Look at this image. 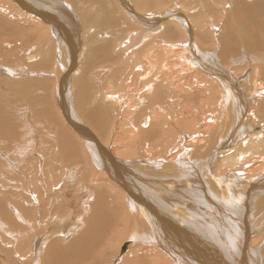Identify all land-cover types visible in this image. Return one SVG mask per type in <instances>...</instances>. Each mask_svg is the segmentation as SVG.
I'll list each match as a JSON object with an SVG mask.
<instances>
[{
    "label": "bare ground",
    "instance_id": "bare-ground-1",
    "mask_svg": "<svg viewBox=\"0 0 264 264\" xmlns=\"http://www.w3.org/2000/svg\"><path fill=\"white\" fill-rule=\"evenodd\" d=\"M163 1L0 0V52L7 49L18 55L20 51L13 59V67L1 62L0 71L6 65L9 75L48 76L44 80L32 78L11 91L19 92L13 97L29 105L30 111L45 101V109L36 108L33 116L50 115L51 125V106L57 110L63 123L57 129L66 138V145L56 144L60 153L52 157L47 153L52 148L56 150L55 145L46 153L42 150L38 157L33 135L24 149L18 148L19 152L14 147L8 149L12 142L6 132L16 139L28 129H38L39 136L44 131L29 126L31 122L26 125L25 120L23 131L20 116L15 123L13 109H9L16 107L9 104L11 96L3 97L4 102L1 96L0 181L3 175L11 177V185L17 189L8 192L0 186V264H47L42 253L48 238L54 245L46 254L51 264L71 260L66 241L77 228L72 226L77 218L58 212V208L69 202L72 190L68 186L67 190L51 189L48 179L58 177L60 168L76 165L78 153L86 156L89 172L85 166L74 170L84 169L88 181L85 184H91L86 191L95 188L97 199L91 209L85 207L94 215L92 222L86 221L93 232L87 237L83 234L80 248L72 251L75 264H257L255 248L248 247L253 233L246 222L250 211L247 214V196L237 193L236 178L232 174L227 180L222 178L228 185L224 191L226 186L222 190L219 186L220 175L212 176L209 189L204 190L194 179L192 164H201L203 176L205 169L211 171L218 160L220 167H234L238 174H246L247 170L264 173V122L257 120L260 114L264 116V81L260 79L264 72L258 67L260 56L249 53L264 43V0H227L230 8L224 7L226 3L221 8L220 19L227 29L224 38L217 34L225 46L221 58L227 57L228 65L230 58L238 66L245 65L242 72L234 65L220 66L210 49L209 52V46H215L218 40L206 29L207 19L198 13L199 5L191 8L179 0L166 12ZM174 5L187 8V15L175 10ZM79 8L81 16L77 14ZM220 19L219 28L224 23ZM117 35L123 37H112ZM100 43L95 51L100 54L101 64L92 76L97 83L76 78L81 71L89 73L79 66L80 58H84L79 51L86 52ZM89 59L85 57L84 62ZM109 60L112 66L117 63L119 67L108 68ZM239 72L242 74L237 76ZM248 72L250 81L244 91L237 80L243 82L245 78L240 77ZM102 74L105 78L99 77ZM91 88L95 94H91ZM246 92L252 96L250 102ZM91 98L98 106L87 109L85 105ZM22 115L30 119L27 111ZM61 115L79 134L64 127ZM79 117L90 121L107 145L77 122ZM210 117L213 121L208 122ZM46 119L40 121L47 125L50 119ZM251 120L254 124L249 123ZM41 127L44 129V125ZM201 135L210 138L199 140ZM214 137L217 141H213ZM5 139L7 144L3 146ZM199 180L204 184L203 179ZM87 194L90 197L93 193ZM255 201L257 208L264 207V191L255 195ZM117 223L125 226V234L111 245L118 237L114 229ZM126 237L133 243L138 241L140 247H129L126 241L117 257L121 260L113 262L112 254L118 252ZM54 242L58 243L57 250ZM59 244L66 252L58 250ZM5 256L9 263L2 262Z\"/></svg>",
    "mask_w": 264,
    "mask_h": 264
},
{
    "label": "rangeland",
    "instance_id": "rangeland-1",
    "mask_svg": "<svg viewBox=\"0 0 264 264\" xmlns=\"http://www.w3.org/2000/svg\"><path fill=\"white\" fill-rule=\"evenodd\" d=\"M165 1H166V3H165ZM179 0H170V1H167V0H164L163 1V3H162V9H165L166 10V12L167 11H169L168 9L170 8V6L171 5H173L175 2H178ZM181 1V0H180ZM183 1V0H182ZM230 1V0H229ZM191 2V3H190ZM165 3V4H164ZM185 3L189 6V7H193L194 5H199V8H200V11L198 12V13H200L201 12V14H205V16H206V21H205V24H206V29L208 28V30H209V33L211 34L210 36H214L215 37V39L217 38V43H216V45L214 46H209V48H208V50L210 49L211 51H212V54L214 55V56H216V58H217V60H218V62H219V65L220 66H223V67H227L228 68V66H230V67H232L233 65L234 66H236L238 69H242L243 70V67L245 66L244 65V63H242L244 66L242 67V66H238V65H240V64H234V60H232L233 58H230V59H228V63H229V65L225 62V60H227V57H224V58H221V56L223 57V54H224V52H223V49L225 48V46H223L224 45V43L222 42V38H224L225 37V35H226V32H227V29H226V24H225V22H224V20L223 19H220L221 17H222V14L220 13L221 12V8H223L222 7V5H224L225 3H226V5L224 6L226 9H228V8H230V6H228L229 5V3L227 2V0H221L220 2H219V0H184V6H185ZM227 3H228V5H227ZM168 4V5H167ZM209 4V5H208ZM193 5V6H192ZM201 5V6H200ZM211 5V9L209 8V6ZM173 7H176V9L175 10H177V11H179V12H181V13H184L185 15H187V13H186V9L184 8V9H182V8H180V7H178V6H173ZM215 7V8H214ZM216 10V11H215ZM220 10V11H219ZM184 11V12H183ZM215 13H217V14H215ZM77 14H78V16H81L80 14H81V11H80V8L78 9V11H77ZM167 14V13H166ZM192 14H194V13H192ZM219 14H221V15H219ZM165 15V14H164ZM168 15V14H167ZM195 16H198V14H195ZM218 19H217V18ZM12 19H14V20H18V19H16V18H13V17H11ZM209 18V19H208ZM216 18V19H215ZM220 19V22H221V20L224 22H221V23H223V25L221 26V28H219L217 25L219 24V20ZM213 21L211 24H208V21ZM16 23V22H15ZM225 25V26H224ZM211 26V27H210ZM216 26V27H215ZM211 28H213V29H211ZM216 28H218L219 30H214V29H216ZM16 29V28H15ZM220 31V32H219ZM196 32L197 33H199V31L196 29ZM216 32V33H215ZM219 32V33H218ZM10 33V32H9ZM214 33V34H213ZM223 33L225 34L224 36H223ZM13 33H12V31H11V33H10V35H12ZM217 34L220 36V37H222L220 40H219V38L220 37H218L217 36ZM82 36V35H81ZM114 39H121L122 37H123V35H117V36H112ZM220 41V43H221V45H220V43H218ZM212 45V44H211ZM101 46V43L100 44H97V45H93L92 46V48H90L89 50L88 49H85V51L86 52H83V51H79L80 53H82L81 55H83V57L84 58H80V61H79V66H81L84 70H87V73L88 74H84V73H82L83 71H81L79 74H76V78H82V79H84V80H87V78L89 79V80H91L92 82H94V84H96L97 82H95V77L92 79V76L94 75V74H97L98 73V68H99V65L101 64V61L99 60L100 59V54L98 53V52H96L95 51V49L96 48H98V47H100ZM220 46V47H219ZM94 47V48H93ZM218 47V48H217ZM223 47V48H222ZM242 46H240V48H241ZM219 48L222 50H219ZM9 49H12V48H9ZM210 50H209V52H210ZM7 51H8V53H7ZM18 52L17 53H19L18 55H15L14 53H15V51L13 52V50H7V49H5V50H3L2 51V54H1V52H0V63L1 62H4V64H6L9 68L10 67H13V59L15 58V56L16 57H18L19 55H20V51H19V49L17 50ZM214 51V52H213ZM223 52V53H221V52ZM95 52V53H94ZM16 53V54H17ZM87 53V54H86ZM219 55H218V54ZM221 53V54H220ZM249 53H255V54H257V55H259L260 56V58L262 59H260V61L261 62H259V64H258V67H259V70H260V72L262 73V72H264V63L262 62L263 61V59H264V43L262 44V46H260V48H257V49H254V50H252V51H249ZM9 55V56H6V55ZM12 54H14V55H12ZM89 54H90V57H91V59H89L90 57H89ZM107 54V53H106ZM86 55V56H85ZM93 55V56H92ZM225 55V54H224ZM4 56V57H3ZM78 56V55H77ZM96 56V57H95ZM79 57V56H78ZM85 57H88V62L87 63H85L84 62V60H85ZM220 57V58H219ZM7 58V59H6ZM113 58H114V56H113ZM4 59V60H3ZM93 59V60H92ZM220 59H223L222 60V62H221V60ZM11 60H12V62H11ZM79 60V59H78ZM114 60H115V58H114ZM90 61V62H89ZM95 61V63H93ZM99 61V62H98ZM230 61V62H229ZM98 62V63H97ZM220 62L222 63V64H220ZM21 63V62H20ZM225 63H226V65H225ZM116 64V65H115ZM115 64H113V66H112V63H111V61L109 60V62H108V68H112V69H114V67H116L115 69H117L118 67H119V65L117 64V63H115ZM6 65H3V68H2V72L0 73V98H1V96H2V98H1V100L4 102V98L5 99H8L9 98V96H11L8 100H9V104L11 103V104H13V105H15L16 107H9V109H13L11 112L13 113V118L15 117V119H14V121H15V123H17L18 121H19V119L20 120H22L21 122H22V124H20V126H22V129H23V131H24V128L26 127V125L27 124H29L30 122H31V125H29V126H35V127H37V128H39V129H42L43 131H44V133H42V136L40 135L39 136V134L37 133V130L38 129H36V130H26L23 134H20L16 139L12 136V135H10V134H8L7 132H6V138H7V136H8V138H10L11 139V142H12V145H10V148H8V149H12L13 147H14V149L16 150V152H19V150L20 149H18V148H22V149H24V146L26 145V144H28V142H29V138L32 136V138H33V140L34 141H36L37 142V144H38V148H37V155H38V157L40 156V153L42 152V150H44V152L46 153L47 152V149H49V147H51L52 148V146L53 145H55L54 147L56 148V144H63V145H66V141L64 142V139L66 140V138H62L63 136H61V134H59L60 132H62V131H60L59 129V127L58 126H60V125H63V123L60 121L61 119H59L58 118V116L59 115H57V113H58V111L56 110H53L52 109V106H51V109H50V111H51V115H52V125H51V116L49 115V116H42V115H40V114H38L37 115V118L35 117V116H33V114L34 113H37V110H36V108L38 109V110H42V109H45L44 108V105H45V101H43V104H42V101H41V103L39 102V104H41V105H37L36 106V108H32V112L30 111V109H29V107H28V109L29 110H27V106H29V105H27L26 103H20L19 101H18V99L16 98V100H15V98L13 97V96H16L17 95V93H19V92H12L11 91V89H14V87H16V88H18V86H20V85H26L27 83H29L30 82V80L32 79V80H37V79H41V80H44L45 78H48V76H46L45 78L43 77V79H42V77H41V75H38V74H36L37 76L35 77V75H32L31 74V76L30 75H26V74H24V75H16V74H7V71L5 70L6 69ZM87 65V66H86ZM91 65H92V67H91ZM97 65V66H96ZM115 65V66H114ZM78 66V65H77ZM85 66V67H84ZM96 66V67H95ZM80 67V68H81ZM95 68V69H94ZM90 69H91V71H90ZM250 69V68H249ZM242 70L240 71V72H242ZM106 73H107V70H104ZM232 71H233V68H232ZM235 71V70H234ZM6 72V73H5ZM96 72V73H95ZM237 73V76L238 75H241L242 73ZM34 73V72H33ZM38 73V72H37ZM39 73L40 74H42V72H40L39 71ZM250 76V73L248 72L246 75H242V77H240V80H242V79H244L243 80V82L242 81H239V80H237L238 82H241V85H239V88L240 89H244V91L247 89V86H248V81H250V79L249 80H247V78H249V76ZM14 76V77H13ZM25 76V77H24ZM90 76V77H89ZM16 77V78H15ZM28 77V78H27ZM99 77H103V78H105L104 76H103V74L102 75H99ZM262 77V78H261ZM261 77H260V79H262V81H264V77L261 75ZM72 81H74L73 79H71V83H70V93H71V96L73 95V88H74V85H73V82ZM22 82H25L24 84H21ZM16 84H17V86H16ZM84 87H85V85H83ZM243 87V88H242ZM246 87V88H245ZM84 89V88H83ZM86 89V88H85ZM248 89H250V88H248ZM41 91H42V89H41ZM93 91V89L91 88V94L93 93L92 92ZM86 92V91H85ZM2 93V94H1ZM12 94V95H11ZM93 94H95V93H93ZM6 95V96H5ZM20 95H21V93H20ZM8 96V97H7ZM246 98L249 100V102H250V99H251V95H249V93H247L246 92ZM4 97V98H3ZM249 97H250V99H249ZM71 99H73V96L71 97ZM260 99H262V98H260ZM150 100V99H149ZM14 101H16V102H14ZM99 102V101H98ZM52 104V103H51ZM64 104V103H63ZM95 101L91 98V100L89 101L88 100V102L86 103V105H85V108H94V106H98V104L96 103L95 105ZM145 104H147V103H145ZM27 105V106H26ZM72 105H73V103H72ZM39 107V108H38ZM50 107V106H49ZM48 108V107H47ZM27 111V113L28 114H30L29 115V117H30V119H27L25 116H23L22 114H23V112L25 113ZM74 111H75V113H76V110L74 109ZM30 112V113H29ZM34 112V113H33ZM55 112H56V115H53V114H55ZM72 113V112H71ZM76 115H78V113L76 114ZM18 116H20L19 117V119H17L16 120V118L18 117ZM79 116V115H78ZM60 117H62V119L64 120V127H67V128H70V129H72V131L74 132V133H76V134H79L78 133V131H76V128H74L73 129V124L72 123H69V121L66 119L65 120V116L64 115H61ZM42 118H47L46 120H49L50 119V121H48V123H47V125H46V122H43V121H40ZM82 118V119H81ZM85 118V117H84ZM84 118L83 117H79L78 118V120H77V122H82L81 124L82 125H84V127H86L87 129H89L90 131H91V133L90 134H93L92 136L94 137V138H96V139H98V141H100V142H102L103 144L105 143V141H103L100 137H99V135H97L96 133V129L93 127V125L91 124V122L90 121H88L87 119H85L84 120ZM36 119V120H35ZM71 119V118H70ZM73 120H76V119H74V117L72 118ZM197 120H198V118H196ZM25 120V124L23 123V121ZM56 120V121H55ZM258 122H264V116L262 115V114H260L259 116H258ZM29 121V122H28ZM59 123H58V122ZM66 121H68V122H66ZM211 121H213V117H210L209 119H208V122H211ZM67 124H66V123ZM247 122H249V121H247ZM34 123H35V125H34ZM62 123V124H61ZM249 123H252V124H254L253 122H252V120H251V122H249ZM248 123V124H249ZM72 124V125H71ZM75 124H77V123H75ZM89 124H91V125H89ZM44 125V129H43V127H41V126H43ZM66 125V126H65ZM243 125H246V123L245 124H243ZM25 126V127H24ZM53 126V127H52ZM71 126V127H70ZM75 127V126H74ZM30 128V127H29ZM57 128H59V129H57ZM94 128V129H93ZM235 128H237V126L235 127ZM46 129V130H45ZM51 129V130H50ZM69 129V130H70ZM50 130V131H49ZM53 130V131H52ZM59 130V131H58ZM95 130V131H94ZM36 131V132H35ZM56 131H58V132H56ZM29 132V133H28ZM26 133V134H25ZM36 133V134H35ZM57 133H58V135H57ZM35 135V136H34ZM38 135V136H37ZM51 135H53V136H51ZM236 135V134H235ZM235 135H234V137H235ZM81 137L80 138H83V136L82 135H80ZM44 137V138H43ZM59 137V138H58ZM201 138L199 139V140H201L202 138H206V140L207 139H209L210 137H206L205 135H201L200 136ZM52 138V139H51ZM109 138V137H108ZM107 138V140L109 141V139ZM23 139V140H22ZM26 139V141H24ZM84 139V138H83ZM39 141V142H38ZM63 141V142H62ZM128 141H129V139H128ZM213 141H217V139H216V137H214L213 138ZM80 142V141H79ZM78 142V143H79ZM83 142V141H82ZM118 142V141H117ZM157 143H160V142H157ZM156 143V144H157ZM7 144V141H6V139L4 140V142H3V146H5ZM106 145H107V143H105ZM104 144V145H105ZM20 145V146H19ZM22 145V146H21ZM71 145V144H70ZM69 145V146H70ZM40 147V148H39ZM210 147V146H209ZM208 148V147H207ZM54 151V153L53 152H51V151ZM55 152H57L58 154L60 153V148H56V150H54V148H52L51 150H48V153H47V155H48V157H52V156H54L55 155ZM58 154H56V156H59ZM37 155H36V158H37ZM78 155V160H77V162H76V165L74 164L71 168L69 167V168H60L59 169V174H58V177H52V178H50V179H48V181H49V183L51 182V183H53V184H51L50 183V186H49V188H51V189H55V187L57 188L56 190H60V189H58V188H63V190L64 189H66L67 190V188H66V186H68L69 187V190H72V192H70L71 193V195H68L69 197H67V201H69V202H63L61 205L59 204V207L60 208H58V212H60V213H68V214H70V215H73V217L74 218H77L76 219V222H73V224H72V226H74V225H76L77 226V228H76V230H73V234H72V232H71V236H70V238L68 239V241H66L67 243V246H69V248H68V256L71 258V260H69V258H66L64 261H62V264H69L71 261V264H75V256H73L74 254H73V252L75 251V250H78L79 248H80V245L82 244V240H84V236L85 237H87L88 236V234H90V232H93V228L92 227H90V226H87V223H86V221H93V216L94 215H91L90 213H88V210L85 208V207H87L88 209H91L92 208V204L94 203V201L97 199H94L95 198V196H94V194H96L95 192H96V189L95 188H92V190H90V191H86L87 189L86 188H88L89 186H87L88 184H85L86 182L88 183V181L86 180V175L84 174V169H81V170H79V171H75V170H77V169H80V167L81 166H85V170L86 171H88L89 172V167H88V165H87V158H86V156L85 155H83L82 153H78L77 154ZM83 158V159H82ZM215 158V157H214ZM90 159V158H89ZM80 160V161H79ZM83 160V161H82ZM91 161V160H90ZM79 162H80V164H79ZM219 162H220V160H218L217 161V163H214L213 164V169L211 170V171H209V170H207V169H205V175L203 176V174H202V168L200 167L201 166V164L199 163V165H197V167H196V165L195 164H192V167H194V169H195V173H196V175H195V177H194V179H195V181H196V183L198 182V184H200L201 186H202V188L204 189V190H208L209 188V179L210 178H212V176L214 177V176H219L220 175V177L219 178H221V184H219V186L221 187V190L223 189L224 191L225 190H227L228 189V185H226V184H224L223 183V181H222V178L224 177L226 180L228 179V177L231 175L232 177H234V178H236V181H237V183H235V187H236V191H237V193H239V194H242L243 193V195H245L246 194V198L244 199V201H246L247 203H248V205H247V214H248V211H249V214H248V216H247V218H246V222L248 223L247 225H248V228H250V230L252 231V233L253 234H250V237H249V239H248V247L249 248H255V251H256V258H255V261L257 262V264H264V222H263V217H264V207H262V206H260V208H263V209H260L259 207L257 208L256 206L258 205V204H256L255 202V195H257V194H259L260 192H262V191H264V181H263V179H264V173H260V174H258V173H255L254 171V173L253 172H250L249 170H247V173L246 174H242V173H239L238 174V170H236V169H234V167H232V168H230V169H228V168H226V167H220V165H219ZM218 164V165H217ZM80 166V167H79ZM217 166V167H216ZM70 169H73V170H71V171H69ZM75 169V170H74ZM214 169H216L217 170V173H218V175L215 173V170ZM263 169V168H262ZM83 170V171H82ZM236 170V171H235ZM250 170H252V169H250ZM74 173H73V172ZM200 171V172H199ZM207 171V172H206ZM61 172H62V174H61ZM65 172V173H64ZM80 172H81V175H80ZM199 172V173H198ZM230 172V173H229ZM237 172V173H236ZM64 173V174H63ZM202 175H201V174ZM73 174H75V175H73ZM214 174V175H213ZM242 174V175H241ZM211 175V176H210ZM245 175V176H244ZM79 176V177H78ZM82 176V177H81ZM210 176V177H209ZM62 177V178H61ZM207 177V178H206ZM70 180H69V179ZM83 178V179H82ZM199 178H201V179H203L205 182H204V184H203V182H202V184H201V180H199ZM252 178H257L256 180H249V179H252ZM1 180L3 181H0L1 182V184L2 185H0V186H2V187H4V188H1V190H4V191H8L9 192V189H11L10 191H15L17 188H16V185L14 184L13 186L14 187H12V178L11 177H6V176H2L1 177ZM20 180V179H19ZM67 180H69V181H67ZM84 180H86L85 182H84ZM56 181H58V183L56 184ZM63 181V182H62ZM77 181V182H76ZM238 181H240V182H238ZM83 182V184H81ZM225 182V181H224ZM72 185H71V184ZM78 183V184H77ZM80 183V184H79ZM65 184V185H64ZM222 184H223V186H222ZM237 184V185H236ZM263 184V185H262ZM194 185H195V182H194ZM239 185V186H238ZM71 186V187H70ZM76 187H78V188H76ZM90 187H91V184H90ZM89 187V188H90ZM6 188V189H5ZM16 188V189H15ZM61 188V189H62ZM71 188V189H70ZM75 188V189H74ZM14 189V190H13ZM94 189V190H93ZM62 190V191H63ZM68 190V191H69ZM75 190V191H74ZM88 192H92L93 194L89 197L88 196ZM209 192V191H208ZM78 193V194H77ZM86 194H87V196H86ZM78 197H77V196ZM81 195H82V197H81ZM80 196V197H79ZM84 196L85 197H87L86 199L84 198ZM76 197V198H75ZM243 197V196H242ZM81 198V199H80ZM83 198H84V202H83ZM89 199V200H88ZM66 203H68V204H66ZM255 203V204H254ZM90 205H92V206H90ZM255 205V206H254ZM250 206V207H249ZM63 207V208H62ZM248 207H249V209H248ZM256 207V208H255ZM66 208V209H65ZM85 208V209H84ZM255 208V209H254ZM60 209V210H59ZM68 210V211H67ZM82 210H84V211H82ZM258 210H260V211H258ZM263 210V211H262ZM64 211V212H63ZM80 211V212H79ZM260 212V213H259ZM263 215V216H262ZM77 216V217H76ZM79 216V217H78ZM259 216V217H258ZM261 216V217H260ZM81 217V218H80ZM90 217H92V218H90ZM81 219V220H80ZM248 220V221H247ZM257 220V221H256ZM78 222V223H77ZM79 223H81L80 225H79ZM132 225V224H131ZM86 227V229H84L85 227ZM117 226V227H116ZM116 226H115V230H116V232H117V234H118V237L117 238H114L113 240H112V242H111V245H114V244H116V242H117V240H118V238L120 237V238H123V235L125 234V226L123 225V224H121V223H117L116 224ZM123 226V227H122ZM260 227V228H259ZM131 228H132V226H131ZM133 229V228H132ZM114 230V231H115ZM261 230V231H260ZM84 231V232H83ZM130 232H131V230H130ZM259 232V233H258ZM82 235H81V234ZM83 234H84V236H83ZM257 234V235H256ZM136 235V232H135V234H134V236ZM254 235H255V237H254ZM76 240H75V239ZM127 238V237H126ZM124 238L123 240H122V242H121V244H120V246H119V250H118V252L116 253V254H114L115 255V257H114V255L112 254V259H113V262L115 261L116 263L117 262H119L121 259H118L117 260V257H118V255H119V252H120V249H121V247H122V245L127 241L128 242V246L130 247V245H135L136 246V248H139L140 247V245L138 244V241H136V243H133V242H131V241H128V240H131V238ZM251 238V239H250ZM81 239V240H80ZM75 240V241H74ZM80 241V242H79ZM140 242H142L143 243V241L142 240H139ZM55 243V242H54ZM53 243V244H54ZM147 244H151L150 242H146ZM46 244L48 245L49 244V238L46 240ZM46 244H45V246H44V250H45V248L47 247V251L45 252L44 250H43V252H44V254L42 253V255H44L45 257H44V260H45V262L47 263V264H51V261H50V259H49V256L47 255L46 256V254H48L47 252H49V249L51 250V248L50 247H53L54 245H52V243L51 244H49L48 246H49V248H48V246H46ZM56 244L58 245V243H55V247H54V249H56L57 250V246H56ZM255 244V245H254ZM60 246H59V248H58V250L60 249H62L60 252H66L65 250H63V248H62V246H61V244H59ZM73 246V247H70V246ZM75 245V246H74ZM250 245V246H249ZM77 246H78V248H77ZM135 246H134V249L135 250H137L136 248H135ZM252 246V247H251ZM61 247V248H60ZM263 247V248H262ZM72 248H74V250L72 249ZM53 249V248H52ZM257 249L259 250V251H257ZM262 249V250H261ZM73 251V252H72ZM129 251V249H128V247H127V249H126V251L124 252L125 254L127 253ZM73 254V255H72ZM124 254V255H125ZM94 255V254H93ZM117 255V256H116ZM95 257H97V254L95 253V255H94ZM6 257V256H5ZM47 259H48V261H47ZM69 261H68V260ZM1 260H2V262H4V261H6L7 263H9V260L7 259V257H6V259H4V258H2L1 257ZM96 260H97V258H96ZM95 260V261H96ZM49 262V263H48ZM112 262V263H113Z\"/></svg>",
    "mask_w": 264,
    "mask_h": 264
},
{
    "label": "snow or ice",
    "instance_id": "snow-or-ice-1",
    "mask_svg": "<svg viewBox=\"0 0 264 264\" xmlns=\"http://www.w3.org/2000/svg\"><path fill=\"white\" fill-rule=\"evenodd\" d=\"M242 175V174H241Z\"/></svg>",
    "mask_w": 264,
    "mask_h": 264
}]
</instances>
